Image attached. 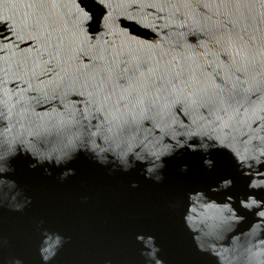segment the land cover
Masks as SVG:
<instances>
[{"label": "water", "instance_id": "water-1", "mask_svg": "<svg viewBox=\"0 0 264 264\" xmlns=\"http://www.w3.org/2000/svg\"><path fill=\"white\" fill-rule=\"evenodd\" d=\"M0 264H264V0H0Z\"/></svg>", "mask_w": 264, "mask_h": 264}]
</instances>
